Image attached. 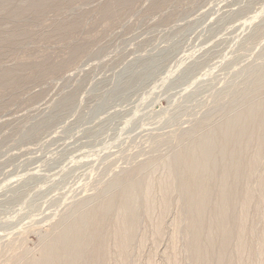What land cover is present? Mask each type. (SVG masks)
Returning a JSON list of instances; mask_svg holds the SVG:
<instances>
[{
	"label": "rangeland",
	"instance_id": "rangeland-1",
	"mask_svg": "<svg viewBox=\"0 0 264 264\" xmlns=\"http://www.w3.org/2000/svg\"><path fill=\"white\" fill-rule=\"evenodd\" d=\"M263 99L264 0H0V264L60 253L82 214L73 263L90 264L120 190L166 157L181 174L193 139ZM190 194L127 264H193L174 224Z\"/></svg>",
	"mask_w": 264,
	"mask_h": 264
},
{
	"label": "bare ground",
	"instance_id": "bare-ground-1",
	"mask_svg": "<svg viewBox=\"0 0 264 264\" xmlns=\"http://www.w3.org/2000/svg\"><path fill=\"white\" fill-rule=\"evenodd\" d=\"M263 100L193 139L181 174L166 157L168 172L165 178H150L141 185L132 183L120 190L114 196L120 210L114 212L112 224H106L104 235L93 244L95 258L90 264L129 263L135 244L136 250L144 247L149 227L153 238H161L163 215L178 202L174 199L178 187L191 192L182 206L181 216L185 217L186 223L184 226L180 223L183 221L180 216L179 222L174 224L179 233L184 232L193 264H264V172L257 170L264 151ZM253 142L255 147L249 148ZM254 177L255 182L252 181ZM155 188L157 195L152 194ZM141 190L143 194L138 197L136 193ZM257 202L260 206L255 205ZM251 208H254L252 216ZM154 209L160 211L154 214ZM85 216H79L61 233L60 253L52 244L29 264H74L82 246L79 233L84 229ZM256 220H262L263 226L259 230L260 237L257 235L258 241L251 244V223ZM255 252L261 258L259 262L251 263L248 257ZM170 261L175 264L172 257Z\"/></svg>",
	"mask_w": 264,
	"mask_h": 264
}]
</instances>
